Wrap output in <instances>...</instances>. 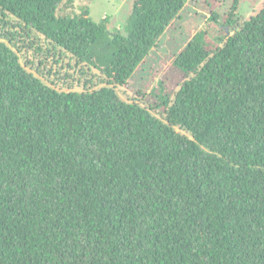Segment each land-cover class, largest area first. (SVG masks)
Wrapping results in <instances>:
<instances>
[{
    "label": "trees",
    "instance_id": "obj_1",
    "mask_svg": "<svg viewBox=\"0 0 264 264\" xmlns=\"http://www.w3.org/2000/svg\"><path fill=\"white\" fill-rule=\"evenodd\" d=\"M72 1L0 0V26L99 71L56 88L0 33V264H264V5L211 8L221 43L198 30L176 84L127 101L116 88L188 0H132L127 34L59 13Z\"/></svg>",
    "mask_w": 264,
    "mask_h": 264
},
{
    "label": "rangeland",
    "instance_id": "obj_2",
    "mask_svg": "<svg viewBox=\"0 0 264 264\" xmlns=\"http://www.w3.org/2000/svg\"><path fill=\"white\" fill-rule=\"evenodd\" d=\"M233 0H188L186 6L181 11V18H178L164 33L158 45L153 48L131 80L126 86H118L116 89L119 95L127 100L140 99L138 89L150 92L159 81L168 77L171 85L176 84L178 76L173 67L176 55L183 49L188 40L198 30H206L209 36L221 43L218 38L225 37L226 32L218 22L211 17V8L220 13L221 19H225L231 9ZM264 5V0H240L238 18L241 22L249 19L258 13ZM132 0H73L71 4L63 3L61 14L68 12L81 13L84 8L89 9V16L99 22L107 19V26L110 30H119L127 34L126 27L131 13ZM6 26H0V33L6 31L15 32L14 48L19 50L21 60L24 64L32 62L28 68L34 71L39 68V76L47 81L52 80L56 88L68 90H82L83 84L87 80L96 83L98 80V70L88 73L82 71L86 67H79L68 55L55 53L51 44L40 34L18 27L16 18L6 17ZM59 58V61L56 59ZM71 63V65H69ZM75 64V65H74ZM36 72V71H35ZM143 104L147 101L142 99Z\"/></svg>",
    "mask_w": 264,
    "mask_h": 264
}]
</instances>
